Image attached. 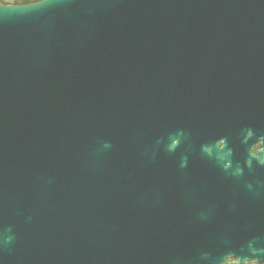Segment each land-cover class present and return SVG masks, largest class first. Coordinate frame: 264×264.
I'll return each instance as SVG.
<instances>
[{
    "label": "water",
    "instance_id": "obj_1",
    "mask_svg": "<svg viewBox=\"0 0 264 264\" xmlns=\"http://www.w3.org/2000/svg\"><path fill=\"white\" fill-rule=\"evenodd\" d=\"M262 114L264 0L0 6V264H264V177L211 172Z\"/></svg>",
    "mask_w": 264,
    "mask_h": 264
},
{
    "label": "flooded vegetation",
    "instance_id": "obj_2",
    "mask_svg": "<svg viewBox=\"0 0 264 264\" xmlns=\"http://www.w3.org/2000/svg\"><path fill=\"white\" fill-rule=\"evenodd\" d=\"M211 136L213 145L223 150L217 167L212 159L214 177L221 174L228 178L231 175L264 177V114L224 118L223 123L211 126Z\"/></svg>",
    "mask_w": 264,
    "mask_h": 264
},
{
    "label": "clouds",
    "instance_id": "obj_3",
    "mask_svg": "<svg viewBox=\"0 0 264 264\" xmlns=\"http://www.w3.org/2000/svg\"><path fill=\"white\" fill-rule=\"evenodd\" d=\"M18 0H0V6L14 5ZM20 3L38 4L40 0H19Z\"/></svg>",
    "mask_w": 264,
    "mask_h": 264
},
{
    "label": "snow or ice",
    "instance_id": "obj_4",
    "mask_svg": "<svg viewBox=\"0 0 264 264\" xmlns=\"http://www.w3.org/2000/svg\"><path fill=\"white\" fill-rule=\"evenodd\" d=\"M40 2H41V0H40ZM31 6H32V4L25 3V4H19V5H8V6H4V7H31Z\"/></svg>",
    "mask_w": 264,
    "mask_h": 264
},
{
    "label": "trees",
    "instance_id": "obj_5",
    "mask_svg": "<svg viewBox=\"0 0 264 264\" xmlns=\"http://www.w3.org/2000/svg\"><path fill=\"white\" fill-rule=\"evenodd\" d=\"M19 4H25V3H20L19 0H18V2L16 4H14V5H19Z\"/></svg>",
    "mask_w": 264,
    "mask_h": 264
}]
</instances>
